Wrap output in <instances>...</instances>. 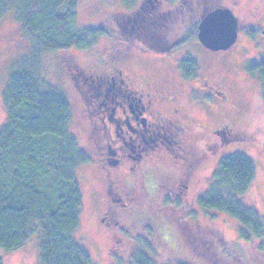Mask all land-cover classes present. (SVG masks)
Masks as SVG:
<instances>
[{
	"label": "rangeland",
	"instance_id": "obj_1",
	"mask_svg": "<svg viewBox=\"0 0 264 264\" xmlns=\"http://www.w3.org/2000/svg\"><path fill=\"white\" fill-rule=\"evenodd\" d=\"M141 1L135 0V3L129 6L123 0H78L77 27L80 29L103 27L107 29V35L97 38L88 49L50 51L46 52L40 60L41 80L67 97L71 108L70 130L79 145L88 151L91 150V145L87 134V122L70 75L75 71L73 67L69 70L67 63L76 64L83 72L99 74L104 72L103 64L109 56H115V59H118V57L124 58L129 53L148 51L143 48L146 45L136 40L133 35H125L131 30L126 28V22L122 18L133 15L141 6ZM212 5L228 8L236 17L238 21L236 43L217 60L198 44L196 38L189 39L171 54L174 56V63L182 56L189 55L198 63L197 75L202 74L200 79L213 78L230 85L232 97L224 106L206 112L187 109L184 116L190 125V138L194 145L197 144L202 127L209 128L227 122H235L241 129L246 130L247 140L233 145H223L214 152H208L199 171L201 176L199 183L192 181L187 189L174 183L173 180H163L162 183H158L156 181L158 174L148 173L140 192L136 190L137 186L132 188V192L130 191L129 202L125 200L127 206L113 210L107 218L105 217L106 222L111 220L110 222L114 224L109 229L100 222L101 213L106 208L103 178L98 168L92 163V159L90 164L79 167L76 176L84 201L81 224L75 237L87 250L93 264H127L128 258L140 249L138 243L134 242L140 239L139 235H142L144 231L145 222L140 220L148 219L155 224L158 221H161L160 225L165 223V239L162 240L173 246L169 249V246L164 245L165 249L161 251L169 257L176 258L179 253L190 251L191 243L194 248H204V243L198 237L203 235L206 239L211 237L217 240L218 244L222 243L226 247L227 245L231 247L232 250L227 247V252L235 254L237 264H242L243 260L249 264H264V252L257 255L255 250L259 243L255 242L248 246L239 238L237 221L223 212L202 209L197 204L198 199L207 193L213 183V172L218 161L231 153L239 152L247 156L255 168L252 187L240 200L246 207H254L264 217L262 89L258 74L253 76L255 78L253 83L245 77V64L264 61V36L261 34L264 29V0H202L198 5H191L192 9L189 12L184 8L179 10L177 8L179 5H175L171 0H158V4L152 8L145 5L143 8L150 11L160 7L166 13L169 11L171 37L165 39H171L172 44L197 30L203 11ZM249 30L256 32L250 35ZM29 51L30 43L21 32L15 13L10 10L0 19V126L6 118L2 93L11 67L17 60L27 56ZM133 59L132 71L138 82L163 93L166 90H178V78L170 62L160 63L151 60L149 64H141L137 57ZM96 66L100 67L96 68ZM163 170L171 172V178L174 177L175 170L170 166L161 167V171ZM165 198L170 200L172 207L167 214H163L167 211L163 205ZM178 228H185L183 229L185 236L176 230ZM157 235L156 231V238ZM38 242L39 236L34 235L16 251L7 253L0 250V264H38ZM220 247H222L221 244ZM173 250L178 252L173 253ZM205 255L214 260L212 254L206 252ZM150 256L153 260H157L153 255Z\"/></svg>",
	"mask_w": 264,
	"mask_h": 264
},
{
	"label": "trees",
	"instance_id": "obj_2",
	"mask_svg": "<svg viewBox=\"0 0 264 264\" xmlns=\"http://www.w3.org/2000/svg\"><path fill=\"white\" fill-rule=\"evenodd\" d=\"M134 1L123 0L129 6ZM171 2L179 5V10L184 8L189 12L193 4L198 5L202 0ZM77 7L78 0H0V19L13 11L30 43L28 55L12 65L2 93L6 118L0 126V250L16 251L38 235V264H93L75 237L84 201L76 171L90 164L91 157L70 130L71 108L67 97L39 76L40 60L46 52L88 49L97 38L107 35L103 27L78 28ZM219 7H207L203 16ZM168 14L169 11L166 13L160 7L146 11L141 4L133 15L122 17L126 28L131 30L129 34L124 33L143 42L146 50H172L157 47L170 35ZM119 26L122 27L120 23ZM196 35L195 29L186 40L195 39ZM177 67L185 79H194L199 70L198 63L189 55ZM246 71L251 76L258 74L264 104V61L247 63ZM254 177L253 162L242 153H231L218 161L213 183L197 204L237 221L239 238L248 246L259 243L255 248L258 255L264 252V217L240 200L251 189ZM163 205L167 208L163 214H167L172 208L170 200L165 198ZM140 221L145 222L144 231L140 239L134 240L140 249L128 258L127 264H237L235 254L227 252L228 245L220 243V247L217 240L211 237L207 240L203 235L198 237L206 250L194 248L191 243L190 251L179 253L176 258L169 257L161 251L164 245L169 249L173 246L162 240L165 223ZM183 229L176 230L185 236ZM242 264L249 263L243 260Z\"/></svg>",
	"mask_w": 264,
	"mask_h": 264
},
{
	"label": "flooded vegetation",
	"instance_id": "obj_3",
	"mask_svg": "<svg viewBox=\"0 0 264 264\" xmlns=\"http://www.w3.org/2000/svg\"><path fill=\"white\" fill-rule=\"evenodd\" d=\"M142 2L151 8L158 4V0ZM186 38L185 35L172 44L171 39L164 40L165 43L157 45L159 50L173 48L165 52L142 50L124 58L109 56L103 64L104 72L99 74L83 72L76 64L67 63L69 70L74 68V74L70 75L87 122L91 152L87 151L104 182L106 208L100 222L106 229L114 225L111 220L105 221L107 216L127 206L125 200L129 202L132 188L137 186L140 192L148 173L158 174V183L173 180L187 189L190 182L199 183V171L208 152L247 140L246 130L235 122H227L209 128L201 126L198 145L191 142L184 112L187 109L206 112L224 106L231 100L232 88L217 79H200L202 74L194 79L182 76L177 66L185 55L174 63L171 52L185 44ZM207 51L216 60L226 52ZM135 57L141 64H149L151 60L170 62L178 78V90L163 93L138 82L132 71ZM245 77L251 83L255 79L247 71ZM164 166L175 170L173 178L171 172L161 171Z\"/></svg>",
	"mask_w": 264,
	"mask_h": 264
},
{
	"label": "water",
	"instance_id": "obj_4",
	"mask_svg": "<svg viewBox=\"0 0 264 264\" xmlns=\"http://www.w3.org/2000/svg\"><path fill=\"white\" fill-rule=\"evenodd\" d=\"M238 21L228 8L219 7L205 14L197 25V41L211 52H223L237 41ZM264 36V29L261 31Z\"/></svg>",
	"mask_w": 264,
	"mask_h": 264
}]
</instances>
